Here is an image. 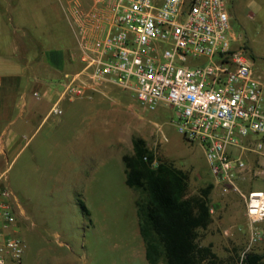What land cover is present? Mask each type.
<instances>
[{
  "label": "built area",
  "instance_id": "obj_1",
  "mask_svg": "<svg viewBox=\"0 0 264 264\" xmlns=\"http://www.w3.org/2000/svg\"><path fill=\"white\" fill-rule=\"evenodd\" d=\"M65 10L81 67L66 74L61 96L113 84L134 92L144 109L170 106L177 131L202 147L214 181L242 196L254 228L264 221V189L244 194L236 183L246 178L245 149L264 157V140L249 138L264 134V78L232 31L226 0H68ZM189 58L202 62L188 65ZM53 111L61 112L58 104ZM20 218L15 194L0 181V264H22Z\"/></svg>",
  "mask_w": 264,
  "mask_h": 264
},
{
  "label": "rangeland",
  "instance_id": "obj_2",
  "mask_svg": "<svg viewBox=\"0 0 264 264\" xmlns=\"http://www.w3.org/2000/svg\"><path fill=\"white\" fill-rule=\"evenodd\" d=\"M57 2L61 7L68 0ZM226 2L232 31L248 45L255 72L264 78V0ZM56 13L47 25L40 20L37 30L47 38L53 37L52 46H67L73 50L72 27L63 10L61 16ZM200 62L202 59L189 58L187 64ZM103 89L106 94L94 92L91 97L73 99L75 107L72 100H64L61 122L54 131L66 145L70 132L79 125L80 109L86 108V112L90 109L93 115L103 110V137L96 135L93 140L92 181L20 180L18 165L32 146L6 171V180L1 181L15 194L24 212L21 211L15 226L16 235L25 244L22 264H149L138 232L133 202L136 193L127 186L122 172L121 156L133 152L135 138L142 139L156 158L187 172L189 195L213 185L208 195L212 220L207 228L198 230L197 241L211 245L219 257L218 264H242L247 252L260 253L264 263V221L254 228L246 216L242 196L236 191H224L220 183L215 184L200 144L188 142L177 131L174 110L167 105L144 109L134 92L113 84ZM78 100L86 101V106L78 107ZM92 123L93 130L98 131L95 127L99 122L93 118ZM50 124L55 126L56 120L50 118L37 139L47 133ZM157 126L162 128L166 140H159ZM249 138L264 140V134H253ZM100 141L103 142L102 153H99ZM252 144L250 141L247 146ZM44 152L41 151L42 160ZM243 157L247 162L246 178L236 181L239 189L244 194L264 189V157L260 159L249 149L244 150ZM60 158L64 163L59 166H66L68 152L60 154Z\"/></svg>",
  "mask_w": 264,
  "mask_h": 264
},
{
  "label": "crops",
  "instance_id": "obj_3",
  "mask_svg": "<svg viewBox=\"0 0 264 264\" xmlns=\"http://www.w3.org/2000/svg\"><path fill=\"white\" fill-rule=\"evenodd\" d=\"M61 10L68 20L65 5L60 7L57 0H0V181L6 180V171L30 146L32 148L18 165L20 180L93 179V140L96 135L103 137V110L93 115L90 109L88 112L86 108L80 109L83 115L77 114L79 125L70 132L66 145L54 133L63 113L53 111L55 104L61 109L64 100H72V107H75L73 99L91 97L94 92L106 94L103 89V92L61 96L66 74L81 67L77 38L74 34L72 50L67 46H52L53 37L47 38L37 30L40 20L47 25L55 12L61 16ZM85 102L78 100L76 104L84 107ZM50 118L57 124H50L47 133L37 139ZM93 118L99 122L95 127L98 131L93 130ZM102 144L100 141L99 153H102ZM41 151H45L43 160ZM65 151L68 162L61 167L59 164L64 160L61 162L60 154ZM122 172L125 181L124 165Z\"/></svg>",
  "mask_w": 264,
  "mask_h": 264
},
{
  "label": "trees",
  "instance_id": "obj_4",
  "mask_svg": "<svg viewBox=\"0 0 264 264\" xmlns=\"http://www.w3.org/2000/svg\"><path fill=\"white\" fill-rule=\"evenodd\" d=\"M133 152L123 154L125 183L135 193L134 204L144 256L149 264H218L210 244L197 241L198 230L210 224L212 184L188 194V174L173 163L158 159L140 138ZM156 159V164L152 162ZM87 214V208L80 203ZM242 264H264L262 255L247 252Z\"/></svg>",
  "mask_w": 264,
  "mask_h": 264
}]
</instances>
